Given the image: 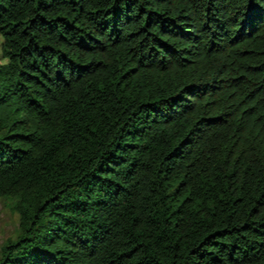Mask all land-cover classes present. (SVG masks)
Wrapping results in <instances>:
<instances>
[{"label": "trees", "instance_id": "trees-1", "mask_svg": "<svg viewBox=\"0 0 264 264\" xmlns=\"http://www.w3.org/2000/svg\"><path fill=\"white\" fill-rule=\"evenodd\" d=\"M0 264H264V0H0Z\"/></svg>", "mask_w": 264, "mask_h": 264}, {"label": "rangeland", "instance_id": "rangeland-1", "mask_svg": "<svg viewBox=\"0 0 264 264\" xmlns=\"http://www.w3.org/2000/svg\"><path fill=\"white\" fill-rule=\"evenodd\" d=\"M4 38L0 34V64L7 60L2 55ZM15 198H3L0 200V255L3 244L10 238H14L19 229V215L14 209Z\"/></svg>", "mask_w": 264, "mask_h": 264}]
</instances>
